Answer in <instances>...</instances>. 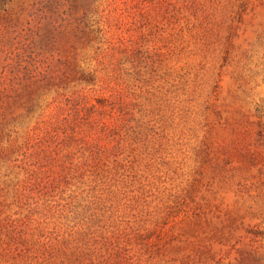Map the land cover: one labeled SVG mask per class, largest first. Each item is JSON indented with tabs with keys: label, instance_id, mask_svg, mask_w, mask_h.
I'll return each instance as SVG.
<instances>
[{
	"label": "rangeland",
	"instance_id": "1",
	"mask_svg": "<svg viewBox=\"0 0 264 264\" xmlns=\"http://www.w3.org/2000/svg\"><path fill=\"white\" fill-rule=\"evenodd\" d=\"M0 264H264V0H0Z\"/></svg>",
	"mask_w": 264,
	"mask_h": 264
}]
</instances>
